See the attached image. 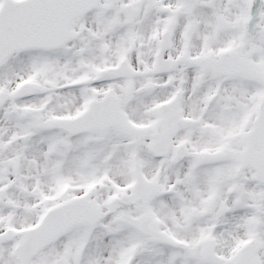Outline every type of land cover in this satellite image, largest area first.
<instances>
[{"label":"snow or ice","instance_id":"1","mask_svg":"<svg viewBox=\"0 0 264 264\" xmlns=\"http://www.w3.org/2000/svg\"><path fill=\"white\" fill-rule=\"evenodd\" d=\"M0 264H264V0H0Z\"/></svg>","mask_w":264,"mask_h":264}]
</instances>
